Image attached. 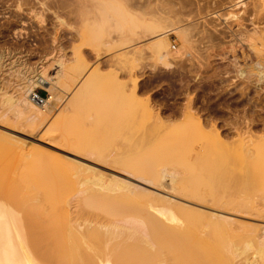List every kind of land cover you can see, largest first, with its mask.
<instances>
[{
  "label": "bare ground",
  "instance_id": "obj_1",
  "mask_svg": "<svg viewBox=\"0 0 264 264\" xmlns=\"http://www.w3.org/2000/svg\"><path fill=\"white\" fill-rule=\"evenodd\" d=\"M151 1L0 0L1 8H13L11 12L13 19L8 28L17 23L25 26L27 23L23 18L26 14L35 19L42 28L49 29L48 24H51L50 28L54 35L51 33L50 39L52 44H57V53L60 54L59 58H51L53 62L49 66L43 63V66L33 69L27 67V62L23 60L11 62V68L16 65L22 66L13 70L18 86L16 90L14 89L16 97L9 95L8 90H2L1 87L0 92H2V105L9 110H16V125L21 124L22 120H25L29 127L37 122L46 121L57 108V104L65 99L60 93L62 77L74 82L79 78L83 80L77 91H74L73 98L68 100L67 107L73 104L74 99H80L83 94L85 95L84 92L88 91L90 82L94 81L98 75V70L90 74L85 73L90 64L89 56L92 54H87L88 51L85 50L91 46L90 32L98 24L101 26V22L111 21L113 10H123L127 7L126 11L132 18L139 16L140 13L146 15V8L152 10ZM157 1L162 2L163 5L158 4L159 7L151 11L150 18L155 17V22L150 25L147 33L139 35L134 32L126 40L117 37L105 43L108 46V48L106 46L107 49L110 50L109 46L115 45L120 51L117 53L115 46L111 48L116 50L114 55L112 53L111 59L117 65L114 72L118 73L121 62L127 65L130 79L129 83L125 84V89L128 95L138 100L147 114L148 112L155 114L156 121L160 125L170 127L171 120L163 117L164 114L160 113L162 108L153 101L151 94L148 93L145 100L139 98L142 87L139 83L140 77L136 76L135 67L139 65L142 52L147 49L138 47V44L150 37L160 38L151 44L148 50L157 55L166 71H171L176 59L183 55L191 56L192 52L187 50L190 44L189 29L195 22L198 23L200 17L188 12L189 7L196 3L194 2L196 0ZM218 1L213 2L209 12L214 20L211 16L210 19L213 21L206 20L214 32H222L225 28H230L232 36L238 37L242 42L245 40L254 42L251 38L256 42L264 41V1L254 2L252 10L240 12L242 15L234 10L222 11L224 3ZM228 4L232 5L231 2ZM231 7H234V4ZM245 13H248L246 18ZM231 19L237 28L233 24L228 25ZM245 20L254 26V34L252 32L247 35L248 31L245 27L248 23ZM73 22H76L74 25L81 22V27L74 26ZM161 22H164V25H158ZM63 30L71 31L69 41L77 38L81 40V44L79 45L80 42L77 44L79 46L75 45L76 41H73L74 44L70 41L73 45L72 50L75 52L73 57L75 64L79 66V68L74 66L76 71L74 72V69L70 75L64 72L66 60L62 58L66 56L64 52L66 49H63L60 34ZM172 34L177 35L181 41L180 48L175 51L169 45ZM48 44L46 45L49 46ZM91 48L90 52L96 51L93 47ZM236 51H233L234 55ZM99 52L96 54L98 59L106 54ZM261 53H257L260 62L255 70L261 75L259 80L263 84L264 53ZM10 56H13L12 51L8 53L0 51V72L4 68L5 58ZM157 67L151 66L153 71H156ZM233 68H236V77L246 78V72L241 65H238V61H235ZM188 71L189 74H193L192 69ZM216 73L219 75L218 72L213 74L216 76ZM211 75H207L208 78ZM10 76L12 77V73ZM212 77L213 75L210 79L214 78ZM192 78L197 80L199 76L194 75ZM245 83L242 82L243 85ZM262 84L260 86L246 83L244 86L241 85L243 87L236 89L241 95L247 96H250L251 90L253 91V95L245 104L250 106L244 108L245 112L241 110L244 112L243 115L235 114L232 120L228 118L230 120L227 121L224 118L223 126H220L219 121L214 117L203 116L196 105L197 91L201 89L194 88V91H191V84H187V104L183 106L185 116H187L188 125L200 131L205 137L206 142L201 146L203 151L207 153L211 147L231 148L236 144L247 145L245 146L247 148L254 141L264 138V117L261 119L263 126L260 128V135L255 130L258 123L255 115L264 110V107H261L257 114L254 112L255 108L257 109L258 100L262 99V102L264 100L261 98ZM38 88L45 90L47 95L45 97L40 95L37 92ZM221 90L225 92L227 87ZM251 107H255L254 110L247 109ZM258 116L261 117L260 114ZM0 121H8L5 114H0ZM29 147L33 146L15 136L0 132V264H235V257L252 251H254L253 256L248 257L244 264H264V230H261L262 234L259 235L256 234L258 232L256 228H242L236 231L219 227L221 224L231 226L234 223L233 217L209 213L196 207V205H203L187 198L199 200V195L187 191L183 185H176L181 174L178 171L164 169L161 173L162 180L156 182L149 170L121 168L123 173H120L133 178L136 181L133 182L120 176L107 178L104 174L81 165V170L95 174L92 178L84 180L81 184L84 188L76 192L78 210L74 214L71 212L72 209L69 210L65 197L75 187V182L69 178V174H63L62 170L46 159L42 153L31 150ZM197 155L200 156L198 152ZM137 182L162 191L166 193V196L151 191ZM205 226H209L207 231L204 230ZM243 237L248 238L245 245L239 249V252L233 251L235 241Z\"/></svg>",
  "mask_w": 264,
  "mask_h": 264
},
{
  "label": "rangeland",
  "instance_id": "obj_2",
  "mask_svg": "<svg viewBox=\"0 0 264 264\" xmlns=\"http://www.w3.org/2000/svg\"><path fill=\"white\" fill-rule=\"evenodd\" d=\"M215 1L196 0L194 1L196 3L189 7V14H196L197 17L198 15L200 17H198V23L195 22L189 29L190 44L187 46V50L192 53L190 57L183 55L184 57L181 56L176 59L171 71L167 70V72L157 55L148 50V47L160 38L150 37L138 44V47L147 49L142 52L139 65L135 67L136 76L140 77L139 83L142 87L139 98L145 100L146 95L151 94L153 101L162 108L160 113L164 114H162L163 117L171 120L172 126L169 125L170 127L160 125L156 121L155 114L149 112L147 114L141 103L139 104L138 100L128 95L125 89V84L129 83L130 79L127 65L125 62H121L120 67L118 66V73H115L114 70L117 69V65L111 59L116 50L117 53L120 51L115 45L109 46V50L106 44L108 40L117 39V37L126 40L134 32L139 35L147 33L150 25L155 22V17L150 18L151 11L163 5L157 0L151 1L152 10L145 9L146 15L139 12L140 17L132 18L126 11L127 7L123 10H113L111 21L101 22V26L98 24L97 28H93L89 34L91 46L88 45L90 48L87 46L89 50L85 49L88 51L87 54L92 53L89 56L90 64L85 73L90 74L98 70V75L94 81L90 82L88 91L84 92L86 94L81 97L82 100L81 98L74 99V105L71 104L70 107H67L69 105L68 100L73 98L83 80L79 78L74 82V80L62 77L60 93L64 95L65 99L57 104V108L46 121L35 123L30 126L34 127L31 129L26 125L25 120L16 125V110H9L2 105V92H0V114H5L6 119H8L6 122L0 121V132L30 143L33 147H29V149L39 151L46 159L57 165L63 174L70 175L69 178L76 185L66 194L65 200L69 204V210L72 209V213L75 214L78 210L76 192L84 188L81 186L84 180L92 178L95 174L81 170L83 166L102 173L107 178L120 176L133 182L136 181L130 176L122 174L121 168L149 170L156 182L162 180V171L168 169L181 173L176 183L177 186L183 185L187 191L199 195V200L187 198L203 205H196V207L209 213L233 217L234 223L231 226L221 224L219 227L233 230L256 228L258 230L256 234H262L261 230H264V138L254 141L247 148L245 147L247 145L237 144L231 148L211 147V150L206 153L201 149L206 139L200 131L188 125L185 107H183L187 104V84H191V91H194V88L203 91H197L198 101L196 103L203 116L214 117L215 120L219 121L218 124L223 126L225 124L223 123L225 122L224 118L227 121L232 120L235 114L243 115L244 108L250 106L249 104L245 106V104L253 95V91L251 90L250 96H247L241 95L236 89L243 87L246 83L247 85L262 84L259 80L261 75L255 68L260 62L257 53H261V51V54L264 53V41L257 40L256 42L255 39L251 38L254 41L252 42L253 45L249 40L242 42L238 37L232 36L230 28H225L226 30L224 29L222 32H214L206 20H214L209 12ZM220 1L224 5L227 4L223 5L222 11L229 9L238 12V14L252 10L253 3L259 2V0H219L218 2ZM230 2L232 5L228 4ZM158 4L160 5L158 6ZM203 4L205 5L203 6ZM207 4L209 5L207 6ZM233 4L234 7H231ZM12 10V7L10 9L0 7V51L5 53L12 51V55H15L5 58L4 68L0 72V87L2 90H8L9 95L16 97L14 92L18 86L15 81L17 78L13 76V70L22 66L16 65L11 68V62L23 60L27 62V67L33 69L37 66H43V63L45 66H49L53 62L51 58H59L60 54L57 53V44H52L50 39L51 24H48L49 29L42 28L35 19L25 13L23 18L27 23L25 26L17 23L8 28L7 26L13 19ZM246 14L248 15V13L244 14L245 18L248 17ZM210 16L213 20L210 19ZM229 21L228 25L232 26V19ZM245 21L248 23L245 27V30L248 31H246L247 35L252 32L254 34V26L249 21ZM75 23L73 22V25ZM81 24L78 22L77 26H74L81 27ZM158 25H164V22L158 23ZM233 25L237 28L235 24ZM52 34L54 35V33ZM60 34L63 49H66L64 51L66 56L62 58L66 60L64 72L66 75H70L74 69V72L76 71L74 66L79 68L75 64L73 58L75 52L72 50L71 46L73 45L70 44V41L72 44L76 43L75 45L80 42V45L81 40L77 38L69 41L70 30H63ZM44 40L48 42L46 43ZM73 41L76 42L73 43ZM169 45L173 47L174 51L179 49L181 46L180 38L172 34ZM114 46L115 51L111 49ZM91 47L96 51L91 50L92 52H90ZM233 48L235 51L237 50L235 55ZM252 48L260 50H253ZM97 49L101 54L106 53V56L103 55L100 59L96 58V54L99 52ZM235 61H238V65H241L245 70L246 78L236 77V68H233ZM153 65L158 66L156 71L152 70L151 66ZM189 69L193 70V74L188 73ZM215 72H218L219 75L216 73L215 76L213 74ZM11 73L12 77L10 76ZM210 74L213 75V79H210L212 75L208 78ZM194 75H198L199 78L194 80L192 78ZM8 81L12 82L11 85ZM242 82L246 83L243 85ZM262 85L263 95L261 98H264V83ZM224 87H227L225 92L221 90ZM44 91L41 88L37 89V92L43 97L47 95V92ZM260 101L258 100V104L256 103L260 108L257 106V109L255 107L247 109L254 110L255 108L257 112H254L257 114L261 107H264V100L263 102L262 99ZM235 111L236 113H232ZM261 111L258 113L261 117H257L258 114L255 115L259 123H256L257 126L255 125L258 135H260V128L263 126L261 119L264 117V110ZM228 115L230 117H227ZM197 152L200 156L197 155ZM138 184L166 196V193L162 191L142 183ZM177 200L188 202L183 199ZM188 204L195 206L192 203ZM208 229L209 226L204 227L205 231ZM247 240L246 237L236 240L233 251L239 252ZM253 253L254 251L235 257V264H244L248 257L253 256Z\"/></svg>",
  "mask_w": 264,
  "mask_h": 264
},
{
  "label": "built area",
  "instance_id": "obj_3",
  "mask_svg": "<svg viewBox=\"0 0 264 264\" xmlns=\"http://www.w3.org/2000/svg\"><path fill=\"white\" fill-rule=\"evenodd\" d=\"M36 98H38V99H39V97H38V96H36Z\"/></svg>",
  "mask_w": 264,
  "mask_h": 264
}]
</instances>
